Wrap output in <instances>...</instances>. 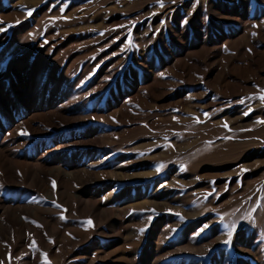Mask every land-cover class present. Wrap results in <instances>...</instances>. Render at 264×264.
<instances>
[{
	"label": "rangeland",
	"instance_id": "374dc122",
	"mask_svg": "<svg viewBox=\"0 0 264 264\" xmlns=\"http://www.w3.org/2000/svg\"><path fill=\"white\" fill-rule=\"evenodd\" d=\"M262 96L264 0H0V264H264Z\"/></svg>",
	"mask_w": 264,
	"mask_h": 264
},
{
	"label": "snow or ice",
	"instance_id": "6c2138e0",
	"mask_svg": "<svg viewBox=\"0 0 264 264\" xmlns=\"http://www.w3.org/2000/svg\"><path fill=\"white\" fill-rule=\"evenodd\" d=\"M261 99H264V96H262ZM226 243H228V242L226 241Z\"/></svg>",
	"mask_w": 264,
	"mask_h": 264
}]
</instances>
